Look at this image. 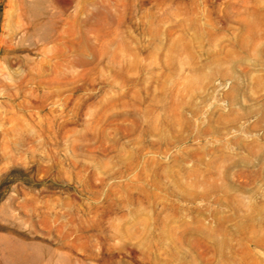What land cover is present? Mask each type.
<instances>
[{
    "label": "rangeland",
    "instance_id": "rangeland-1",
    "mask_svg": "<svg viewBox=\"0 0 264 264\" xmlns=\"http://www.w3.org/2000/svg\"><path fill=\"white\" fill-rule=\"evenodd\" d=\"M0 264H264V0H0Z\"/></svg>",
    "mask_w": 264,
    "mask_h": 264
}]
</instances>
